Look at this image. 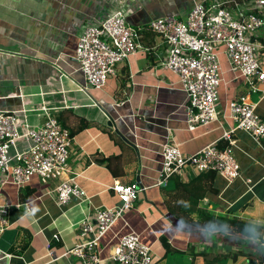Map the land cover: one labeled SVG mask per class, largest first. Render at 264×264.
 Listing matches in <instances>:
<instances>
[{
    "label": "crops",
    "instance_id": "obj_1",
    "mask_svg": "<svg viewBox=\"0 0 264 264\" xmlns=\"http://www.w3.org/2000/svg\"><path fill=\"white\" fill-rule=\"evenodd\" d=\"M210 1L0 0V109L26 115L31 126L42 124L39 109L43 106L71 131L86 124L73 137L68 178L74 179L87 197L60 207L58 181L43 184L33 177L19 189L0 176V203L13 206L11 227L0 239V264H78L77 259H67L64 254L80 241V225L94 209L119 202L113 190L115 182L138 183L144 190L134 207L103 238L100 264H116L115 246L132 232L152 249L153 264H177L176 256L193 264L194 254L198 256L195 264H205L199 254L241 251L256 253L255 262L240 256L237 262L230 259L226 264L261 263L258 255L264 254V244L235 231L233 236L186 225L190 231L181 233L177 222L185 224L169 211L167 204L174 205V200L167 202L168 183L165 187L158 184L163 145L177 144L184 154H196L220 142L229 120L223 126L214 122L188 130L184 115L187 96L178 77L160 64L166 56L162 39L144 32L140 42L147 50L118 66L101 90L86 91L87 83L75 58L88 25L100 23L121 4L132 26L145 27L162 17L183 19L195 3ZM252 3L241 0L236 7ZM229 8L234 11L235 6ZM225 79L231 80L227 75ZM258 87L250 99L264 117V81ZM247 94L248 88L241 81L224 84L221 108ZM233 138L242 178L228 183L217 175L212 184L204 179L199 184H211L212 190L200 207L216 215L264 224V146L241 130ZM18 146L25 148L23 143ZM97 158L105 159L104 165L96 163ZM197 176L191 169L180 175L185 183ZM25 195L27 200L22 199ZM18 203L23 206L15 207ZM162 237L172 247L169 254Z\"/></svg>",
    "mask_w": 264,
    "mask_h": 264
},
{
    "label": "built area",
    "instance_id": "obj_2",
    "mask_svg": "<svg viewBox=\"0 0 264 264\" xmlns=\"http://www.w3.org/2000/svg\"><path fill=\"white\" fill-rule=\"evenodd\" d=\"M236 5L233 11L224 0L195 3L183 19L162 17L145 27H134L121 4L100 23L88 25L79 39L75 58L86 80V91L103 89L118 66L134 54L147 50L140 41L144 32L151 31L166 47L161 67L178 77V84L187 96L184 115L188 130L196 131L214 122L223 126L229 120V127L223 126L220 140L228 146L222 150L218 143H213L196 154L187 155L177 144H164L159 185L186 169L197 174L215 172L226 182L233 183L242 178L233 135L241 130L256 142L264 143V119L250 99V94L258 91V83L264 81V0H253L247 7ZM226 74L231 78L229 82H243L248 94L222 109L221 88L229 83ZM39 111L42 124L31 126L26 115L0 109V176L19 189L27 186L33 177H38L43 184L58 181L56 194L60 207L72 200L87 199L85 191L74 179L68 178L71 131L48 108L43 106ZM18 143H23L25 148L20 150ZM113 190L119 202L115 206L94 209L93 215L82 221L80 241L66 251L67 259L75 258L78 264H100L103 238L134 207L144 189L138 183L115 182ZM12 208L0 203V239L11 227ZM54 237L57 239V235ZM52 254L50 251L49 255ZM113 260L116 264L154 263L152 249L135 232L120 239Z\"/></svg>",
    "mask_w": 264,
    "mask_h": 264
},
{
    "label": "trees",
    "instance_id": "obj_3",
    "mask_svg": "<svg viewBox=\"0 0 264 264\" xmlns=\"http://www.w3.org/2000/svg\"><path fill=\"white\" fill-rule=\"evenodd\" d=\"M229 7L239 4L241 0H224ZM225 6V5H224ZM146 33H152L151 31H146ZM157 36V34H155ZM264 119V117H263ZM67 128V127H65ZM86 128V124L82 123L74 131H71L74 137L79 131ZM228 146L227 142L220 141L218 143L219 149H224ZM264 146V143H263ZM105 159H96V163L104 165ZM217 174L215 172H205L198 174L196 178L185 183L180 175H174L167 182V186H164L169 199L167 202L174 200V205H168L169 211L179 219L183 224L188 225L192 228L201 229L208 232H218L225 234L229 231H235L238 235L244 236L248 240L258 241L264 244V224H254L250 222L243 221L237 216L231 215H216L207 209L201 208L200 205L204 200L206 193L212 190V183L215 180ZM211 182L210 185H201L202 181ZM170 184V185H169ZM26 197L22 198L27 200ZM163 246L166 253L169 254L172 251V247L165 237H162ZM166 254V255H167ZM256 253L253 252H230V253H214L207 252L199 254L200 257L205 261V264H226L230 259L237 262L240 256H245L250 258V260H255L253 257ZM261 258V263L264 264V254L258 255ZM198 256L193 255V264Z\"/></svg>",
    "mask_w": 264,
    "mask_h": 264
},
{
    "label": "rangeland",
    "instance_id": "obj_4",
    "mask_svg": "<svg viewBox=\"0 0 264 264\" xmlns=\"http://www.w3.org/2000/svg\"><path fill=\"white\" fill-rule=\"evenodd\" d=\"M221 60H222V63H223V66L224 68L226 69V61H225V58L222 56L221 57ZM227 76H229L228 74H226ZM224 86V85H223ZM222 86V88H223ZM241 88V87H240ZM19 147V146H18ZM20 149V148H19ZM21 150V149H20ZM12 153H14V150H12ZM184 258H182L181 256H176V258H174V262L177 263V264H188V261H186V263H184ZM158 264H161V263H158ZM163 264H166V263H163Z\"/></svg>",
    "mask_w": 264,
    "mask_h": 264
},
{
    "label": "clouds",
    "instance_id": "obj_5",
    "mask_svg": "<svg viewBox=\"0 0 264 264\" xmlns=\"http://www.w3.org/2000/svg\"><path fill=\"white\" fill-rule=\"evenodd\" d=\"M177 229L181 233H186V232L190 231V229H188L186 225L181 226L179 221L177 222ZM216 234H218V233H214V235H216Z\"/></svg>",
    "mask_w": 264,
    "mask_h": 264
},
{
    "label": "water",
    "instance_id": "obj_6",
    "mask_svg": "<svg viewBox=\"0 0 264 264\" xmlns=\"http://www.w3.org/2000/svg\"><path fill=\"white\" fill-rule=\"evenodd\" d=\"M226 234H229V235L236 236V233H235L234 231H229V232H226Z\"/></svg>",
    "mask_w": 264,
    "mask_h": 264
}]
</instances>
